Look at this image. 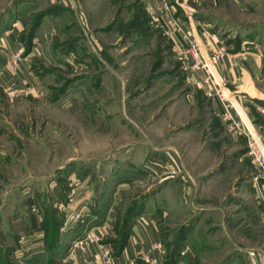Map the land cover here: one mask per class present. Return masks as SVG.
<instances>
[{"label":"rangeland","instance_id":"374dc122","mask_svg":"<svg viewBox=\"0 0 264 264\" xmlns=\"http://www.w3.org/2000/svg\"><path fill=\"white\" fill-rule=\"evenodd\" d=\"M147 1L0 0V248L6 250H0V264L50 258L45 243L48 233L41 237L42 259L34 254L40 249V239L34 234L42 230L38 220L45 221L51 211L53 230L55 222L64 224L65 219L59 220L56 212L71 214L82 205L90 210L99 194L114 185L108 182L121 178L126 187L119 189L117 206L111 212V230L117 238L110 241L115 234L110 231L103 239L111 256L119 252L123 237L143 217L140 212L145 208L147 220L157 228L156 241L162 245V252L153 255L159 264H264V192L259 197L252 183L248 196H239L243 187L248 188L243 176L253 175V182L264 188L260 171L246 154L248 139L230 130L223 109L220 115L208 106L213 98L206 94L205 76L177 58L166 29L155 27L149 19ZM238 1L244 11L234 1L221 0L214 10L218 17L212 14V21L196 18L220 32L222 42L216 45L226 51L252 31L258 32L257 39L264 36V0ZM17 53H21L20 71L13 74L7 63ZM220 74L226 82L223 88L236 93L231 100L243 109L247 123L261 120L259 112L246 106L252 93L239 92ZM14 81L25 91L7 97L4 89ZM258 86L264 90V82ZM142 93L161 97L165 115L179 94L187 110L184 120L192 118L189 112L209 119L212 129L205 137L210 134L211 140L196 142L210 149L214 165L221 162L210 180L217 181L222 198H199L189 177L180 173L185 161L178 156L189 154L187 146L195 141L155 144L162 151L155 155L152 144L124 150L128 144L145 140L143 117L132 116L125 108L128 103L149 102L138 98ZM109 96L112 104L106 121L108 113L100 107L106 106L102 99ZM166 118L174 126V117ZM215 126L225 128L227 139L213 140ZM171 129L164 127L166 138L173 135ZM258 132L264 138V129ZM239 151L240 162L232 156ZM143 161L161 165L149 163L142 169ZM168 177L173 179L168 181L171 187L180 182V191H185L186 204L179 209L156 193L160 180ZM208 181L200 180L199 185ZM81 199L75 208L68 207ZM192 205L200 210L192 211ZM213 206L218 209L213 211ZM133 208L137 210L130 212ZM96 216L89 226L99 224ZM186 222L193 227L182 232ZM71 263L54 259L47 264Z\"/></svg>","mask_w":264,"mask_h":264},{"label":"crops","instance_id":"0c3cea01","mask_svg":"<svg viewBox=\"0 0 264 264\" xmlns=\"http://www.w3.org/2000/svg\"><path fill=\"white\" fill-rule=\"evenodd\" d=\"M220 1L221 0H188L187 3L189 7L193 10V13L195 14L196 18L202 17L206 21L207 20L212 21L211 20L213 18L212 14L216 15L217 17L219 16L214 10L219 9L221 5ZM223 1H225L227 4L229 2L234 1L236 2V5L239 9H242L243 11L245 10V6L242 7V5L240 4L238 0H223ZM147 4H152L153 6H157L159 4V0H148L146 2V5ZM146 5H145V8H146ZM251 6L253 5L251 4ZM159 27H161V29H164V30L166 29L167 31V27H165L164 22L161 23ZM186 27L192 29V33L194 34L196 39L199 42L203 43V45L206 44L207 41L209 40V38L204 33H202V31L206 29L216 35V42L214 45H216L217 43L220 44V42H222V41H219V38H218V34L220 32H218V34L215 33L217 30L215 28L213 30L210 24H206L205 22L201 24L199 20L198 21L196 20L191 26L189 25V23H187ZM257 33L252 31V33L247 34L246 38H241V37L237 38L235 46L233 45L227 46L226 48L228 51V55L225 57V59H223L220 62L219 70H220V73H223L226 76L229 84L234 89L239 90V92H244L245 94L252 93L253 96H250L251 97L250 103L249 102L246 103V106L248 107V109L249 108L250 110L255 109L257 112L260 113L261 120H256L255 123L252 122V124H254L253 125L254 128H256V130L259 131V128L264 129V90H261V88L258 86L259 82H264V36H261V39H257L256 37ZM170 39L172 40L176 48V44H177L176 38L171 37ZM244 56L247 57L246 61H244ZM102 79L104 82L105 81L104 77ZM193 80L194 81L198 80L197 75H193ZM147 95L148 94L142 93L138 98L141 99V101L146 100L149 102H142L139 105L137 104L134 105V103H131V104L128 103L125 107L126 110L128 111L130 110V113L132 116L134 115L135 117H138V118L143 117V119L141 118L143 121L142 125L145 126V128L147 129V132L145 133L146 134L145 140L137 144H134V143L128 144L126 145L124 150L125 151H130V149L136 150L137 148H135V146L141 145V144L146 145V148H147L148 147L147 144H152L149 146L151 147V151L153 150L155 151L154 153H152L153 155H155L158 153H162L161 148H159V146H155V144L165 143V142L167 143V141L168 143L195 141V144L192 145V143H190L189 146H187L188 148L187 151L189 152V154L187 155L185 154L182 157L178 156L183 163L185 161L184 170L181 171L180 173H183L185 177L186 176L189 177V179L191 180L190 183H192V185L195 186V189L197 190L196 192L200 196L199 198H204L206 200L208 199L214 200L215 198H219V197L222 198L223 195H221L220 189H218L216 186L217 181L210 180L211 177L215 176V173L213 172L214 167H218L221 164V162L216 163L214 165L213 156H212L210 149H205V148L203 149L201 147V142L199 143L196 142V141L211 140L210 138H208L209 136H211L210 134L208 135L207 138L205 137L206 132L209 133V131L212 129L210 126L211 124L209 122V119L207 117L204 118L203 116L198 117V118L194 117V113L189 112V115H192V118L189 120H184L186 118L184 116H186L185 113H187V110L185 108L184 99L179 94H176L177 96L174 98L175 101H173L171 106L168 107L169 108L168 110L170 111L167 115H165L167 111L165 110L163 111L162 109L163 104L161 102V97L156 96L155 98L154 97L149 98L147 97ZM140 97H144V98H140ZM102 100H104V103H106V106L105 107L102 106L100 107V109L103 110L107 114L109 110L108 106L112 104L111 96L107 98L105 97ZM125 101H127V99H125ZM98 103L99 102L97 101L96 104ZM208 106L214 111H217L219 114L220 113L222 114L223 107H221V104L217 99H214V100L212 99L210 105ZM209 107L208 109H210ZM238 108H239L240 114L243 116L245 120H247L243 109L240 106ZM146 113L147 115L149 114L148 118L145 116ZM109 114L110 113H108L107 116L105 117L106 121L108 120ZM168 115L171 116L172 118L174 117L173 118L174 126L172 127H170L171 125L168 123L170 119L168 120L166 118ZM161 119L162 120L164 119V120L162 121ZM128 121L130 123L131 121L135 122L136 120L134 118V119H128ZM165 126L172 128L171 130H172L173 135L168 136L169 138H166L167 136L164 135ZM213 129H214L212 133L214 136L213 140L227 139L226 137L227 133L225 132L224 127L221 128L219 126H215L213 127ZM173 130H176V131H173ZM229 136H230V139H236L235 136H232V135H229ZM196 151L197 153L194 154ZM241 154L242 152L239 151L238 153L233 154L232 156L236 158L239 157L238 160L240 162V159L242 156ZM143 162L144 163L142 164V167H143L142 169H144V167L148 168L149 163H152V164L154 163L152 161L151 162L148 161L149 163H146L145 161ZM154 164L161 165L159 162L158 163L155 162ZM253 177H254L253 175L243 176L242 178L243 181L248 182L247 183L248 188L243 187V189L240 192L241 195L239 194V196H242V197L248 196L249 194L248 192L252 188L251 187L252 183L253 185L255 184L253 182ZM122 179L123 178L108 182L109 183L108 185H110L111 183L114 185L110 186L109 188H106V190L104 191L105 194L101 192L97 199V203H94L89 208L90 210L88 211H90L92 215L93 214L95 216L97 215L96 218L99 220V224H96L95 226L88 225L89 222L95 218V216H92L91 214L89 216L91 218L87 219L88 223L86 225L78 224L77 226L65 227L62 224L60 237L57 241L58 243L55 248L54 254L52 251L50 253L48 252V254L50 255V258L42 260L44 261V263L42 261H36V262L30 261L29 264L30 263L31 264H47L48 262H50V259H53V260L57 259L59 262H62V263L66 261H69V262L76 261V262H79L80 264H107L104 262V260L101 257V251H100L99 245L97 244L93 245L92 247L89 248L87 253H82L76 250L73 251L72 249H70V245L74 243L75 240L79 239V237L84 235L87 231H89V228L92 229V228H95L96 226H100L103 224L107 226V229H106L107 236L110 235L111 232L112 234L115 233L114 235H112V238L110 239V241L116 240L117 238L116 232L114 229L111 230L112 229L111 227H113L112 226L113 224L111 225V222H112L111 212L114 211L115 207L117 206L118 196L120 193L119 189H125L126 187L124 186V184H126V180L125 179L122 180ZM208 179H209L208 181L209 184L199 185L200 180L205 181ZM172 180L173 179L171 177L166 178V181L164 182L160 180L161 183L159 184L160 186L157 189L158 191H156V193L159 192L161 196H163L164 199H168L169 202L175 203L174 206H176V209L177 207L179 209V206H183L186 204V203H183L184 199L186 198L184 195L185 191L184 190L180 191V187H181L179 185L180 182H177L178 183L177 184L175 181H173L176 184H174V186L171 187L172 184H168L169 183L168 181L172 182ZM169 190H171V192L173 191V193L170 194ZM195 196L192 200L194 203L195 201H197ZM173 197L175 199H173ZM81 201L82 199L78 200L77 204L75 203V205L74 204L71 206L69 205L68 207L73 208L74 206L78 205V203ZM192 206H193L192 211L200 210L196 206L194 205ZM144 209L145 208H143V211L140 212V214H142L143 217L141 216L137 222H134L133 225L130 226V231L126 237L125 247L120 252H117L114 255H112L111 256L112 259L108 262V264H128V262L131 259L137 257L141 253L148 251L149 248L153 246V244L157 243L156 241L157 240L156 239L157 228L156 226H154V224H152L150 221L147 220L148 212L147 210H144ZM217 209L218 208H216V206H213L212 208L213 211H216ZM81 210H87V209H85V207L82 205ZM183 211H187V207ZM38 222H39V225H41L42 221L40 222L38 220ZM182 227H186V230H187L193 226L186 222ZM38 231H39L38 233H34V234H37L38 238L40 239V241L38 242V244H40L39 245L40 249L37 251V253H34V254L38 255L39 258L42 259V257L40 256V254L43 253L41 252L42 246H43L41 237L45 235L46 231L43 228L42 230H38ZM0 250L2 249L0 248ZM2 251L6 252V250L4 249ZM155 253L157 252L155 251L152 252V255H154Z\"/></svg>","mask_w":264,"mask_h":264},{"label":"built area","instance_id":"2783aa9c","mask_svg":"<svg viewBox=\"0 0 264 264\" xmlns=\"http://www.w3.org/2000/svg\"><path fill=\"white\" fill-rule=\"evenodd\" d=\"M187 1L159 0L157 6L147 4L145 11H147L150 20L156 27H159L164 22L165 27H167V36L176 38L177 58L187 66L190 63L194 71L202 72L205 76L203 81L206 84L205 91L207 96L220 102L221 107H223L224 121L229 124L230 130L236 134H244L246 136L249 143L246 154L251 157L255 168L260 171L264 179V138H261L252 123L248 124L246 122L240 114L239 108L234 105L231 98L235 99L236 93L223 88L226 87V82L222 74L219 73V64L225 58L227 51L223 45H214L216 35L210 33L209 30L202 31L209 38L207 43L203 45V43L196 39L192 33V29L185 26L184 21L185 23H189L190 26L196 21L195 14ZM20 61L21 53L12 55L8 60L7 64L13 74H17L20 71ZM24 91L25 89L20 88L17 81L12 82L4 89L5 95L11 98L24 93ZM254 188L258 192V196L262 198L264 188L258 182H255ZM63 213L65 215L63 226L65 227L77 226L78 224L85 225L89 217L88 210H78V212L74 211L71 214L63 211ZM106 229L107 226L104 224L90 229L74 241L72 250L87 253L90 247L97 244L100 246L102 259L108 264L112 259V250L103 241L106 236ZM154 251L161 253L162 245L158 243L153 244L148 251L131 259L128 264H138L139 261L144 264H159V259L152 255ZM71 264L80 263L73 261Z\"/></svg>","mask_w":264,"mask_h":264},{"label":"trees","instance_id":"16d2710c","mask_svg":"<svg viewBox=\"0 0 264 264\" xmlns=\"http://www.w3.org/2000/svg\"><path fill=\"white\" fill-rule=\"evenodd\" d=\"M255 110V109H254ZM254 122H256V120H254ZM144 199V198H143ZM137 210V208H133L130 212H135ZM57 213V217L59 218V220H61V219H63L64 217H63V214L61 215V213L60 212H56ZM48 214L50 215V216H46V219H45V221H43L42 223H41V226H42V228L46 231V234L49 236H46L45 237V243H47V245H48V247H49V250H50V252L52 251L53 252V254H54V251H55V248H56V246H57V241H58V239H59V237H60V232H61V229H62V224H63V222H58V223H56L55 222V224H54V226H55V228L52 230V226H51V222H50V219H51V211H49L48 210ZM53 214V213H52ZM131 214V213H130ZM59 215H61V216H59ZM50 223V224H49ZM183 231L182 232H184L186 229L183 227V229H182ZM182 234V233H181ZM126 237L127 236H124L123 237V240L124 241H122V244H121V247H120V249H119V252L121 251V250H123V248L125 247V244H126ZM52 261H54L53 259H50V262H52ZM50 262H48V263H50ZM138 264H144L143 262H141V261H139L138 262Z\"/></svg>","mask_w":264,"mask_h":264},{"label":"water","instance_id":"95a60500","mask_svg":"<svg viewBox=\"0 0 264 264\" xmlns=\"http://www.w3.org/2000/svg\"><path fill=\"white\" fill-rule=\"evenodd\" d=\"M186 229V227H184Z\"/></svg>","mask_w":264,"mask_h":264}]
</instances>
